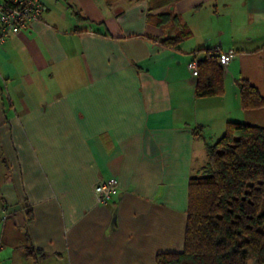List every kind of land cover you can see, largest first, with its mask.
<instances>
[{
    "label": "crops",
    "instance_id": "0c3cea01",
    "mask_svg": "<svg viewBox=\"0 0 264 264\" xmlns=\"http://www.w3.org/2000/svg\"><path fill=\"white\" fill-rule=\"evenodd\" d=\"M41 1L40 20L0 44V264L181 252L206 144L227 122L264 127L238 88L264 98V0ZM216 48L233 53L223 92L197 98L192 52ZM111 178L117 195L97 203Z\"/></svg>",
    "mask_w": 264,
    "mask_h": 264
},
{
    "label": "trees",
    "instance_id": "16d2710c",
    "mask_svg": "<svg viewBox=\"0 0 264 264\" xmlns=\"http://www.w3.org/2000/svg\"><path fill=\"white\" fill-rule=\"evenodd\" d=\"M182 38L167 37L161 43L175 45ZM205 51L196 60L197 98L223 92L219 53ZM238 88L243 109L264 105L246 80L240 79ZM206 154L203 174L188 181L183 250L157 254L156 264H264V127L227 122L222 136L206 144ZM27 254L36 259L32 249Z\"/></svg>",
    "mask_w": 264,
    "mask_h": 264
},
{
    "label": "built area",
    "instance_id": "2783aa9c",
    "mask_svg": "<svg viewBox=\"0 0 264 264\" xmlns=\"http://www.w3.org/2000/svg\"><path fill=\"white\" fill-rule=\"evenodd\" d=\"M42 11L41 0H0V44L10 35L17 34L39 21ZM215 51L219 53V61L225 70L233 53H222L218 48ZM188 70L195 79L197 76L195 59L189 61ZM118 191L119 182L114 178L97 183L93 189L97 203L102 205H106Z\"/></svg>",
    "mask_w": 264,
    "mask_h": 264
},
{
    "label": "rangeland",
    "instance_id": "374dc122",
    "mask_svg": "<svg viewBox=\"0 0 264 264\" xmlns=\"http://www.w3.org/2000/svg\"><path fill=\"white\" fill-rule=\"evenodd\" d=\"M247 264H253L252 260H248Z\"/></svg>",
    "mask_w": 264,
    "mask_h": 264
}]
</instances>
